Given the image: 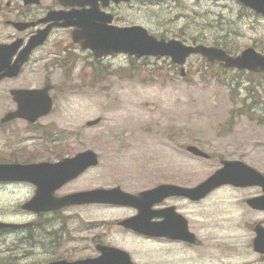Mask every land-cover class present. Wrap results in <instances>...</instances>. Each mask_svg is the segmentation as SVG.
<instances>
[{"label":"rangeland","instance_id":"rangeland-1","mask_svg":"<svg viewBox=\"0 0 264 264\" xmlns=\"http://www.w3.org/2000/svg\"><path fill=\"white\" fill-rule=\"evenodd\" d=\"M121 9L129 11L131 21L187 44L225 47L233 54L249 46L264 48V18L236 0H132ZM131 61L130 56L115 54L111 64L104 62L111 74L88 66L78 76L62 74L67 87L54 92V109L39 125L45 130L83 131L82 144L71 147H90L100 156L96 167L64 190L95 185L138 192L160 183L192 186L217 169L221 158L241 159L264 174L263 77L224 70L201 55L187 59L183 76L167 57L134 59V67ZM121 68L132 77H125ZM98 117V125H85ZM25 127L19 123L20 131ZM190 144L211 157L191 155L185 149ZM21 145L25 147L19 155L5 156L0 150V157L32 161L31 142ZM32 193L30 183L0 185V220L33 221L35 216L20 208ZM257 194L258 187L228 185L198 202L171 199L169 203L188 218L197 237L194 245L144 240L113 230V220L135 213L130 208H71L61 213L64 219L46 217L53 228L63 221L71 233L59 246L50 245L49 238L42 245H30L22 240L28 236L23 229L0 231V262L8 255L17 260L13 264H35L59 254L71 259L97 255L89 239L94 230L85 226L96 223L95 233H101L105 243L125 248L136 264H264L251 245L253 226L264 222V212L244 203ZM82 235L84 241L79 239Z\"/></svg>","mask_w":264,"mask_h":264},{"label":"water","instance_id":"water-1","mask_svg":"<svg viewBox=\"0 0 264 264\" xmlns=\"http://www.w3.org/2000/svg\"><path fill=\"white\" fill-rule=\"evenodd\" d=\"M61 4L90 5L85 13L83 11H64L61 13H50L47 20H62L59 24L64 27L76 26L72 33L74 41L81 44L83 48H90L95 56L108 54H127L137 58L148 56H168L170 60L180 66L181 74L184 73V64L187 57L192 54H200L210 62L218 61L223 67L246 69L250 71H264V55L257 52L253 47L243 49L237 55H230L224 49L204 44L188 45L178 39L157 38L148 33L143 26L132 25L126 27L112 26L110 16L103 17L101 21L95 16V4L97 0H59ZM106 4L108 0H101ZM130 0H113L115 3ZM244 6L251 8L256 13L264 16V0H238ZM93 25L89 37H84L78 31L79 26ZM50 29V25L39 36L29 40L24 55H19L15 63L10 65V55L7 53L5 63L0 64L5 71L3 76H14L18 73L21 64L27 59L29 51L38 43H41ZM85 38L90 43L84 42ZM10 69V70H9ZM47 84L42 89H15L12 91L14 100L17 102L15 111L5 115L2 121L13 118H23L29 122H35L39 117L48 114L52 107V99L49 96ZM100 122V118L89 120L87 126H94ZM190 153L209 158V154L197 146L186 147ZM98 163V156L91 149L76 154L74 157L64 158L59 162L32 163H10L0 164V181H25L36 185L35 195L22 204V208L45 212L71 205L89 203L127 205L137 209V214L123 219L120 225L152 237H165L168 239L183 240L194 243L195 234L188 229L187 219L180 213L175 212L174 206L161 210H153L152 205L172 196L187 197L192 201L200 200L211 191L222 185L234 187L258 186L262 193L246 200L248 206L256 210L264 211V175L239 159H222L221 167L216 169L208 177L193 186H183L173 183H161L155 187L133 194L122 190L119 186L112 188H96L86 191H78L55 197L53 192L67 181L78 176L89 166ZM161 217L159 221L153 218ZM25 224H13L0 222V228H17ZM255 236L252 239L253 250L264 255V226L257 223L254 226ZM100 254L94 258H85L74 261L65 259L48 262L45 264H134L129 253L107 245H96Z\"/></svg>","mask_w":264,"mask_h":264},{"label":"flooded vegetation","instance_id":"flooded-vegetation-1","mask_svg":"<svg viewBox=\"0 0 264 264\" xmlns=\"http://www.w3.org/2000/svg\"><path fill=\"white\" fill-rule=\"evenodd\" d=\"M157 1L159 2L160 0ZM128 4H130V2L115 4L112 0H110L107 5H103L102 1L98 0L97 6L94 11L95 16L98 15L99 20H95L93 24L95 25L96 23L100 22L101 18L103 17L102 14H105V17L110 16L111 25L127 26L139 24L146 27V29L151 34L157 37L169 38L166 36L167 32L165 31H160L152 27V29H150L146 24H143L141 22H133L128 19L127 16L131 15L129 11L125 9V12H123V10L121 9L123 6H127ZM86 9H89L88 5H63L59 2V0H0V64L5 63L7 53H10L11 51H13V53L10 55V64L14 63L20 54L24 55V53L26 52L29 40L33 37L39 36L50 25V29H48V31L46 32L43 41L41 43H38L29 51L27 60L21 65L18 73L14 76L6 77H1L0 75V138L3 139V145H0V150H4L3 152L5 156L20 154L19 150L21 149L20 147L22 138V131H20L18 128L20 122H24L26 124L25 129L33 130V134L30 140V151L31 155H33L34 158H32V161L30 162H56L64 157L74 156L78 152L87 148L85 147L81 150H74L71 147L74 144H82L83 141L81 135L83 131L69 132L55 131L50 129L45 130L43 129V126L39 125V121L44 119L45 117L40 118L36 123L33 124L28 123L27 121L21 118H13L7 121H2V119L7 113L14 111L17 107V102L14 100L12 95L13 90L25 88H42L48 84L50 87L49 94L53 100V105H55L54 92L57 91L58 88L64 90L67 87L62 77L63 73L68 74L69 72H71L78 76L85 69L86 66H88V68L94 67L95 69H97L99 66L102 65L103 61L108 62L110 64L112 63L111 60L113 59V55L101 58L95 57L92 51H90L89 49H84L81 44L75 42L72 39V32L76 29L75 26L62 27L59 25L62 20H47L50 13H54L55 15L60 11L75 10L83 11V13H85ZM156 25L160 24L155 23L153 26ZM92 29L93 25L91 24L90 27H86L85 21L83 22V26L78 27V31L82 33L84 37H89ZM82 40L86 43H90V41L85 38H83ZM4 71L5 69H1L0 67V74H2V72ZM8 127H10L11 129H9ZM93 150L96 151L95 149ZM2 154L3 153L0 152V156ZM5 156L0 157V163L18 162L17 160L15 161V158L12 160ZM92 168L94 167L86 169L77 178L69 181L68 183L63 184L61 187L56 189L53 194L55 196H61L75 191H82L101 187H96L95 185H93L92 187L83 186L80 189H73L71 191L64 190L67 185H69L73 181L80 179ZM5 184L6 183L0 182V185ZM32 188V194H34L36 191L35 185H32ZM171 199L175 198L165 200L158 204V206H156L155 208H163L167 205H171L169 203ZM184 200L192 203L187 199ZM101 206L113 207V209L130 208L133 209L135 212V209L132 207L115 205L111 206L102 204H85L79 206H71L51 213H37L34 214L35 219L32 221V235L35 244L41 243L42 245V242L49 238L50 244L55 246L59 241H64V239L68 235H71L70 231H67L62 223H60L61 226L55 229H52L49 226L44 228L42 226L43 222H38L39 217L46 218L52 215H60L61 219H64L61 213L68 209L91 207L97 208ZM133 214L134 213H130L124 216L123 218L132 216ZM121 219L113 220V230H117L118 232L126 234V236H135L136 238L144 240L158 239L141 235L121 226L119 224V221ZM85 226H87V230H94V234H92L89 238L90 244L93 247H95L97 243H105L104 238H101V233H95V231L99 227L98 224L94 223ZM39 229H42L43 231ZM79 239L84 241L85 235L79 236ZM105 244H110L123 248L122 246H119L114 242L113 244ZM88 256L92 257L91 255ZM88 256H83L81 258ZM52 258H64L72 260L71 258H65L62 254H59L56 257ZM52 258L50 257L49 259L40 261L39 263L41 264L44 262H48Z\"/></svg>","mask_w":264,"mask_h":264},{"label":"trees","instance_id":"trees-1","mask_svg":"<svg viewBox=\"0 0 264 264\" xmlns=\"http://www.w3.org/2000/svg\"><path fill=\"white\" fill-rule=\"evenodd\" d=\"M224 48H225V47H224ZM225 49H226L228 52H231V51H229L227 48H225ZM261 52L264 53V48H263V50H261ZM131 66L134 67V63H133V62L131 63ZM127 68H128V67H127ZM223 69H224V68H223ZM124 70H125L124 68H121V69H120V71H123V72H121V73H123L125 77H128V78L132 77L133 73H132L131 71H125V72H124ZM224 70H226V69H224ZM101 72H102V73H106L105 69H102ZM117 72H118V71H117ZM238 72H241V73H244V74H245L244 71H238ZM108 73L111 74V72H108ZM108 73H107V74H108ZM252 75H255V76H261V77L264 78V73L252 74ZM252 79H253V77L250 78L249 81H252ZM242 100H244V99H242ZM28 235L30 236V233H29ZM27 239H29L28 236H27ZM12 261H13V259L10 260V258H7L5 264H13V263H11Z\"/></svg>","mask_w":264,"mask_h":264}]
</instances>
